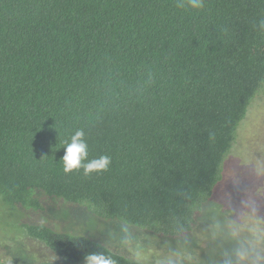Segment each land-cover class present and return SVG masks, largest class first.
<instances>
[{
  "label": "trees",
  "instance_id": "trees-1",
  "mask_svg": "<svg viewBox=\"0 0 264 264\" xmlns=\"http://www.w3.org/2000/svg\"><path fill=\"white\" fill-rule=\"evenodd\" d=\"M263 86L264 0H0V198L120 222L123 240L215 227L200 217ZM77 130L108 171L63 172ZM32 222L21 243L41 264H142Z\"/></svg>",
  "mask_w": 264,
  "mask_h": 264
},
{
  "label": "rangeland",
  "instance_id": "rangeland-1",
  "mask_svg": "<svg viewBox=\"0 0 264 264\" xmlns=\"http://www.w3.org/2000/svg\"><path fill=\"white\" fill-rule=\"evenodd\" d=\"M236 137L223 180L200 217H213L215 227L205 221L209 229L172 239L129 226L123 240L120 222L113 224L84 210L72 213L64 206L39 216L0 198V264H17L19 258V264H41L21 243L24 225L32 221L88 237L142 264H180L190 254L199 264L211 256L214 264H264V86L252 99Z\"/></svg>",
  "mask_w": 264,
  "mask_h": 264
},
{
  "label": "clouds",
  "instance_id": "clouds-1",
  "mask_svg": "<svg viewBox=\"0 0 264 264\" xmlns=\"http://www.w3.org/2000/svg\"><path fill=\"white\" fill-rule=\"evenodd\" d=\"M188 3L194 9L203 6V0H188ZM64 149L65 154L62 157V162L65 174L82 169L84 176L91 177L93 174L106 172L110 168L111 157L108 155L89 159V146L83 130L75 131L70 140L64 141ZM123 231L127 233L128 229L124 228ZM85 264H116V262L111 255L90 253L85 256Z\"/></svg>",
  "mask_w": 264,
  "mask_h": 264
}]
</instances>
